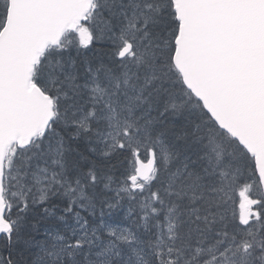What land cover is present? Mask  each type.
<instances>
[{
    "label": "snow or ice",
    "instance_id": "snow-or-ice-1",
    "mask_svg": "<svg viewBox=\"0 0 264 264\" xmlns=\"http://www.w3.org/2000/svg\"><path fill=\"white\" fill-rule=\"evenodd\" d=\"M0 264H264V0H0Z\"/></svg>",
    "mask_w": 264,
    "mask_h": 264
}]
</instances>
